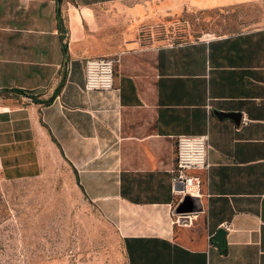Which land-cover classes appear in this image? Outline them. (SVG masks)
Listing matches in <instances>:
<instances>
[{
	"label": "crops",
	"instance_id": "crops-1",
	"mask_svg": "<svg viewBox=\"0 0 264 264\" xmlns=\"http://www.w3.org/2000/svg\"><path fill=\"white\" fill-rule=\"evenodd\" d=\"M262 2L0 0V176L60 168L126 264H263L264 19L188 40L136 29L161 14ZM95 56L117 57L110 89H83L82 61ZM202 133L198 195L174 212L175 136Z\"/></svg>",
	"mask_w": 264,
	"mask_h": 264
},
{
	"label": "rangeland",
	"instance_id": "rangeland-1",
	"mask_svg": "<svg viewBox=\"0 0 264 264\" xmlns=\"http://www.w3.org/2000/svg\"><path fill=\"white\" fill-rule=\"evenodd\" d=\"M264 19V2L161 14L146 30L157 40L228 34ZM30 179L0 176V264H126L120 241L60 168Z\"/></svg>",
	"mask_w": 264,
	"mask_h": 264
},
{
	"label": "built area",
	"instance_id": "built-area-1",
	"mask_svg": "<svg viewBox=\"0 0 264 264\" xmlns=\"http://www.w3.org/2000/svg\"><path fill=\"white\" fill-rule=\"evenodd\" d=\"M115 56L88 57L82 61L83 89L107 90L111 88L112 68ZM244 123V119L241 120ZM208 148L206 134H178L174 142V166L170 171L171 191L180 200L183 195H198V174L192 173L205 168ZM264 264V252H263Z\"/></svg>",
	"mask_w": 264,
	"mask_h": 264
},
{
	"label": "water",
	"instance_id": "water-1",
	"mask_svg": "<svg viewBox=\"0 0 264 264\" xmlns=\"http://www.w3.org/2000/svg\"><path fill=\"white\" fill-rule=\"evenodd\" d=\"M58 0H56L57 2ZM216 115L218 117L221 116H228L230 117L235 123H237L239 115L238 113H233V112H227V113H222V112H217ZM191 198L187 195H183L181 200L175 205L173 208L174 212H184L192 209H188L186 205H189V200ZM222 239H223V230L221 228H217L214 232V234L211 236V240L213 241V246L215 248H220L222 246Z\"/></svg>",
	"mask_w": 264,
	"mask_h": 264
},
{
	"label": "trees",
	"instance_id": "trees-1",
	"mask_svg": "<svg viewBox=\"0 0 264 264\" xmlns=\"http://www.w3.org/2000/svg\"><path fill=\"white\" fill-rule=\"evenodd\" d=\"M12 90L15 91V92L22 93V91L20 89L13 88Z\"/></svg>",
	"mask_w": 264,
	"mask_h": 264
}]
</instances>
